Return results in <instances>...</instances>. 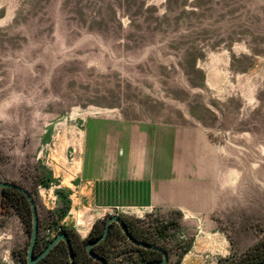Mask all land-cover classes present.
Listing matches in <instances>:
<instances>
[{"label": "rangeland", "instance_id": "374dc122", "mask_svg": "<svg viewBox=\"0 0 264 264\" xmlns=\"http://www.w3.org/2000/svg\"><path fill=\"white\" fill-rule=\"evenodd\" d=\"M102 116L194 136L201 168L215 163L217 210L139 216L95 202L83 153ZM0 179L33 195L37 252L61 227L82 242L120 214L167 264H187L200 228L226 247L193 264H241L264 244V0H0ZM25 205L0 190V264H29ZM108 248L110 264H145L120 235Z\"/></svg>", "mask_w": 264, "mask_h": 264}, {"label": "crops", "instance_id": "0c3cea01", "mask_svg": "<svg viewBox=\"0 0 264 264\" xmlns=\"http://www.w3.org/2000/svg\"><path fill=\"white\" fill-rule=\"evenodd\" d=\"M188 135L168 124H147L95 117L85 129L83 174L93 183L95 202L143 216L153 210L178 211L183 218L217 210L216 167L200 166L201 157ZM201 177H206L205 186ZM103 214V213H100ZM185 262L199 252L222 253V236L203 228ZM206 235V236H204ZM212 242V244H210ZM204 250V251H200Z\"/></svg>", "mask_w": 264, "mask_h": 264}, {"label": "flooded vegetation", "instance_id": "af4514ba", "mask_svg": "<svg viewBox=\"0 0 264 264\" xmlns=\"http://www.w3.org/2000/svg\"><path fill=\"white\" fill-rule=\"evenodd\" d=\"M18 196H20L21 200L24 201V198L20 194H18ZM27 201H28V199H27ZM120 216L123 217L125 223L128 226L129 232L135 238H137L138 240H141V241H143V239H144V240H146L145 242L157 245V246L162 247V248L165 249V247L163 245H161L158 242L152 240V237H150L149 235H146L145 233H143L138 223L134 222L132 219H129V218L123 216V215H120ZM108 217L106 219H104L103 221L99 222V225L95 228V230H94V232L92 234L93 237H91L88 240L84 239V241H82V242L78 241L76 235L70 229L60 228V230L58 231V232H60V231L64 230L65 233L68 235V237H69V239L71 241V244L73 246L74 260H75V262L77 264H102L101 261H99L97 259H94L89 254V252L87 250V244L90 241L97 239L100 236L99 232H102V231L104 232V230L106 228ZM113 234H118V235L124 237L130 243L131 247H134L135 252L140 257H142L143 260H145V264L148 261H151V260H161V259H163V253L160 250H155V249H151V248H146V247L135 245L132 241H130L128 239L126 234L123 232L120 224L118 222H116V221H113L111 223V225H110V230H109L107 238L105 240H103L102 242L94 245L93 248H92L93 251L96 254H98L99 256H101V257H103V258H105L107 260V264H110V262H111L110 255H109L110 251H109V248H108V243L110 242V239L112 238ZM58 244L60 245V247L62 249V254L64 256L69 257V259H70L69 249H68V245H67L66 241L62 239L61 241H59ZM35 254H37L36 248H35ZM70 261H71V259H70ZM168 261L166 263H164V264H167Z\"/></svg>", "mask_w": 264, "mask_h": 264}, {"label": "water", "instance_id": "95a60500", "mask_svg": "<svg viewBox=\"0 0 264 264\" xmlns=\"http://www.w3.org/2000/svg\"><path fill=\"white\" fill-rule=\"evenodd\" d=\"M0 188H13L15 190L20 191L27 197V199L30 203V207H31V211H32V231H31L30 242H29V246H28V254H27V261L29 264H36L39 260L44 258L48 253H50V251L62 239L65 240L67 245H68L69 256H70L72 264H77L74 260L73 246L71 244V241H70L68 235L65 233L64 230L58 232L56 234V236L46 245V247L39 254H35V246H36V243L38 241L40 226H39L38 207H37V203H36L35 199L33 198V195L31 194V192L27 188H25V187H23L17 183L8 182V181H4L1 179H0ZM113 221H116L120 224L123 232L126 234L128 239L130 241H132L135 245L146 247V248H151V249H155V250H160L163 253V259L151 260V261H148L146 264H164L169 260V254H168L167 250H165L164 248L159 247V246L154 245V244H151V243H148V242H145V241L138 240L137 238H135L129 232L127 224L125 223L123 217L120 216L119 214L110 215L107 219V224H106V228H105L104 232L97 239L92 240L87 244V250H88L89 254L94 259L101 261L102 264H107V260L105 258L99 256L98 254H96L92 248L94 245L102 242L103 240H105L107 238L109 230H110V225ZM259 264H264V260Z\"/></svg>", "mask_w": 264, "mask_h": 264}, {"label": "trees", "instance_id": "16d2710c", "mask_svg": "<svg viewBox=\"0 0 264 264\" xmlns=\"http://www.w3.org/2000/svg\"><path fill=\"white\" fill-rule=\"evenodd\" d=\"M0 190H2L4 194L11 195V196H17L18 194H20L24 198L23 203L26 204L25 206L28 207V209H30V211H31L30 203H29V201H27V199H26L27 197L25 195H23L22 192H20L18 190H15L13 188H0ZM31 215H32V211H31ZM98 225H99V223H94L93 224V226H92L93 228H91L92 230L90 231L88 237L86 238L87 240L90 239L91 237H93L92 234H93L95 228ZM39 226H40V224H39ZM61 228H63V227H61ZM102 232H99V235H101ZM116 236H118V234H113L112 238L116 237ZM38 238H39V235H38ZM143 241H146V240L143 239ZM38 246H39V240L37 241L36 246H35L36 251H38ZM43 249H41L39 252H37V254H39ZM51 256H55V258H58L60 256L65 257L68 260V263L72 264V262L70 261L69 257L64 256L62 254V249H61L59 244H57L50 251V253H48L44 258L39 260L36 264H45V263H47ZM263 260H264V244L263 245L262 244H255L254 246L250 247V249L245 253V256H244L241 264H259Z\"/></svg>", "mask_w": 264, "mask_h": 264}]
</instances>
